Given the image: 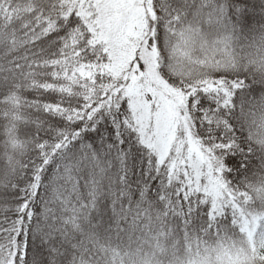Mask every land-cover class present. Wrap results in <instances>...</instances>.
Listing matches in <instances>:
<instances>
[{
    "label": "snow or ice",
    "instance_id": "6c2138e0",
    "mask_svg": "<svg viewBox=\"0 0 264 264\" xmlns=\"http://www.w3.org/2000/svg\"><path fill=\"white\" fill-rule=\"evenodd\" d=\"M0 264H264V0H0Z\"/></svg>",
    "mask_w": 264,
    "mask_h": 264
}]
</instances>
